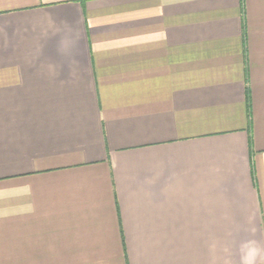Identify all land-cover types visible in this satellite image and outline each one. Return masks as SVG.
<instances>
[{
  "label": "crops",
  "instance_id": "crops-1",
  "mask_svg": "<svg viewBox=\"0 0 264 264\" xmlns=\"http://www.w3.org/2000/svg\"><path fill=\"white\" fill-rule=\"evenodd\" d=\"M246 239L264 0H0V264H240Z\"/></svg>",
  "mask_w": 264,
  "mask_h": 264
},
{
  "label": "clouds",
  "instance_id": "clouds-1",
  "mask_svg": "<svg viewBox=\"0 0 264 264\" xmlns=\"http://www.w3.org/2000/svg\"><path fill=\"white\" fill-rule=\"evenodd\" d=\"M75 37L72 35H64L59 42L58 49L61 51H70ZM217 247V242L213 241L210 248L214 251ZM240 264H257L258 259L264 256V245L254 239H246L240 242L239 245Z\"/></svg>",
  "mask_w": 264,
  "mask_h": 264
}]
</instances>
